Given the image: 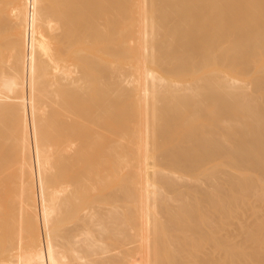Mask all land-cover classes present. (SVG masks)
<instances>
[{
	"label": "bare ground",
	"instance_id": "bare-ground-1",
	"mask_svg": "<svg viewBox=\"0 0 264 264\" xmlns=\"http://www.w3.org/2000/svg\"><path fill=\"white\" fill-rule=\"evenodd\" d=\"M0 264H264V0H0Z\"/></svg>",
	"mask_w": 264,
	"mask_h": 264
},
{
	"label": "rangeland",
	"instance_id": "rangeland-1",
	"mask_svg": "<svg viewBox=\"0 0 264 264\" xmlns=\"http://www.w3.org/2000/svg\"><path fill=\"white\" fill-rule=\"evenodd\" d=\"M263 208V207H262ZM262 208H260L259 210H262ZM263 211V210H262Z\"/></svg>",
	"mask_w": 264,
	"mask_h": 264
}]
</instances>
